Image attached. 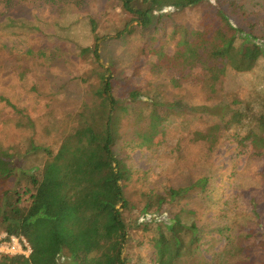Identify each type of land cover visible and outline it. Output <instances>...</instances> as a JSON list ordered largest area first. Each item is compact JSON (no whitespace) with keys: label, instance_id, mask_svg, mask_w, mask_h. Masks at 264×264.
<instances>
[{"label":"trees","instance_id":"16d2710c","mask_svg":"<svg viewBox=\"0 0 264 264\" xmlns=\"http://www.w3.org/2000/svg\"><path fill=\"white\" fill-rule=\"evenodd\" d=\"M116 2L122 17H128L127 34L117 42L135 36L144 42L127 78L124 71L101 66L97 42L87 41L101 26L97 14L86 9L82 0L2 3L8 13L0 12V56L18 57L16 46L6 43L5 35L36 36L57 45L61 55L95 64L100 70L83 80L86 85L98 74H103V80L97 87H88V103L69 113L75 127L68 134L59 132L54 115L59 96L46 81L23 93L32 102L30 111L23 112L10 102L0 111V115L17 118L20 125H29L30 132L37 129L34 117L43 112L39 123L48 127V134H57V146L31 139L4 150L0 142L2 177L9 187L0 199L12 197L0 211V235L23 239L28 245L25 249L31 250L27 257L0 255V264H186L199 256L198 262L204 264L202 249L215 246L219 233L206 226L207 220L197 212L178 209L193 192L200 201L213 200L219 208L220 188L215 180L226 168L225 162H214L223 160L218 152L226 144L246 163L240 170L234 160L228 161L233 166L232 194L216 219L222 221L229 214L235 235L224 237L225 245L214 259L216 264H264V236L258 233L264 219V0ZM171 9L197 12L170 30L172 15L163 10ZM184 40L193 51L181 48ZM161 46L169 50L168 55H157ZM23 51L21 65L26 61ZM27 51L32 60L23 71L26 78H33L39 67L47 69L54 51ZM18 70L13 68L14 78ZM197 93L204 104L221 109V114L209 117L190 111L188 101ZM163 123L167 124L159 131ZM137 128L144 130L140 134L144 143L173 161L176 171L186 170L185 174L201 156L189 152L200 145L201 152L197 149L209 168L198 177L197 185L177 191L164 185L163 195L152 192L155 199L142 207L128 200L125 193L130 180L116 148L123 136ZM250 170L255 172L247 174ZM135 225L144 238L149 236L144 233L152 234L151 262L124 258L134 249Z\"/></svg>","mask_w":264,"mask_h":264},{"label":"rangeland","instance_id":"374dc122","mask_svg":"<svg viewBox=\"0 0 264 264\" xmlns=\"http://www.w3.org/2000/svg\"><path fill=\"white\" fill-rule=\"evenodd\" d=\"M4 0H0V12H6L5 5L3 6ZM44 1V0H41ZM86 9H92L96 14L98 21L100 23V29L93 35V37L87 36V41L89 44L95 45V41L98 45V52L101 56V66L103 65L105 68H114L116 72L124 71V78L128 77V71L130 66L132 65L140 47L143 45V40L135 36V38L130 37L129 39L123 42L119 41L125 34H127L125 25L126 19L128 18L125 15V18L122 17L120 10L116 7V0H82ZM39 5V4H38ZM197 10H190L182 12L177 9H171V11L163 10V13H168L172 15V19L168 27L170 30H174L177 26L182 22L187 20L189 17H192ZM131 27H129L130 30ZM120 32L124 34L118 35ZM5 42L14 43L16 46V50L18 53V57L14 60H10L9 56L4 57L0 56V60L2 59V63L0 66V111H3L8 105L6 102L14 103L16 106H20L23 112L30 111L32 105L31 101L27 97H22L23 93L28 94L31 92L33 86H39L43 81H46L48 85L52 88V93H57V104L54 106V115L55 122L61 126L59 132L69 133L70 129L74 128L75 125L72 124V117L69 116L71 110L76 108L77 110L84 106L90 100V95H87V90L89 86L97 87L98 84L102 82L103 74L99 75L93 80H90L89 83H83V80L86 78L89 80L93 75H95L99 70L98 67L93 64L90 60H85L82 58H73L68 55H61L57 53L58 50L57 45H52L49 42L44 41L42 38H38L36 36H32L29 38L21 39V38H10L8 36H4ZM133 38V39H131ZM22 45V46H21ZM49 45V46H48ZM166 45V44H165ZM181 48L185 51L186 49H191L193 51V46L188 43L187 40H184L180 44ZM65 49L63 46H61ZM47 50L54 51V53L47 59L50 61L47 65V69L42 67L38 68L37 73L33 78H26V73L23 70H26L30 67V63L32 60V53L27 50ZM172 49H177V45H173ZM23 51V54L26 58L25 63L21 65V55L20 51ZM164 46L159 48L157 55L165 56L169 54V50L163 51ZM27 54H31V58L27 57ZM9 63H7V62ZM28 64V67L25 66ZM16 68L18 71L16 73L17 76L14 78L13 68ZM214 75H218V72L213 71ZM47 88L43 89L46 91ZM63 89V91H62ZM56 91V92H54ZM48 93V92H47ZM48 93V94H52ZM47 95V94H46ZM35 96L34 93V100ZM45 96V95H43ZM40 97V98H43ZM41 101H44L42 99ZM40 101V102H41ZM205 100L202 98V95L196 94L194 98L188 101V108L190 111H193L197 114L205 113L209 117H215L221 114L222 110L215 108L211 105L204 104ZM86 102V103H84ZM70 103L73 104V107L70 106ZM22 104V105H21ZM76 110V111H77ZM43 112L34 117L36 122V131L30 132V126H26L25 124L20 125L18 119L15 117H11L9 115L3 116L0 115V132L4 131L0 135L1 144H5L6 149L8 146L14 143L27 142L31 139H36L38 141H42L47 143L48 145L57 146L55 140V135L57 134H48V127H42L39 122H41ZM167 123H163L159 129V131L165 128ZM3 125V126H2ZM147 127V122L144 123ZM132 133L123 136L122 139L117 143L116 152L120 157L121 161H123L124 166L128 172L129 182L126 183V198L128 200L133 201L134 203L144 206L147 200H154L155 196L152 195V192H159L163 195V186L167 185L173 188V190L184 189L187 190L190 185H197V179L199 176H202L209 166L206 162L202 160L201 146L198 145L194 147L192 153L189 154H199L200 157L197 158L195 162L196 166L191 171L185 174L186 170L176 171V165L173 164V161L164 159L162 153H157L156 149L152 146L143 142V138L140 137V134L144 132L142 128H137L131 130ZM153 131L150 129V134ZM20 141V142H19ZM12 147V146H11ZM22 147V145H21ZM199 148V150L197 149ZM233 147L229 144L224 145V147L218 153H221V159H215L214 164L218 165L219 163L225 162V173L221 176V178H217L215 180V185L220 189H217L220 197L216 200L219 204V208L215 207L216 204L212 200L210 202H206L205 200H199L197 193H191L187 199L183 201L178 211L188 212L189 210L195 211L198 213L199 217L207 220L206 226L211 227L214 231L218 232L217 240L215 246L206 245L203 247L202 252L205 253L203 256L205 257L204 264H216L215 256L223 249L225 245V236L230 235L233 237L234 234V226L231 221V217L227 219L222 218V221L216 219V215L220 214L222 208L229 195L232 194V188L229 185L230 175L232 173L233 166L228 164L229 159L231 161H235L236 165L239 164V169L242 170L246 163V158L238 156L237 153L231 151ZM3 150V151H4ZM230 150V151H229ZM232 152V155H231ZM4 152H0V194L5 193L4 191L9 190L7 185V181L2 177L4 172ZM189 155V156H190ZM190 161V159H188ZM199 161V163H198ZM255 171H249L247 174L254 173ZM185 174V175H184ZM246 174V175H247ZM140 183L138 184V182ZM11 190L14 189L13 185H10ZM209 190V189H208ZM12 197L10 195L6 196V199H0V211L4 205H7L9 202H12ZM208 208L210 209L209 212ZM218 209V210H217ZM217 210V212H216ZM206 212V213H205ZM1 214V213H0ZM207 217L205 218V215ZM222 217V216H221ZM142 222L140 219L138 223ZM261 225H259V234L264 236V219L260 221ZM129 226V225H128ZM149 236H142L140 230H138L137 226L133 229L132 236L136 240L134 243V249L131 253H125L124 258H129L130 261L133 262L136 257H140L146 259L147 262H151L153 260L154 247H153V238L152 234L144 233ZM143 234V235H144ZM5 235V234H3ZM23 239L15 243L10 248H6L7 245L5 242L0 244V255L5 256H28L31 253V250H26L23 247L22 243ZM208 252V253H207ZM129 254V255H128ZM201 259L199 256L198 260L190 261L186 264H200L198 261ZM181 264V263H178Z\"/></svg>","mask_w":264,"mask_h":264},{"label":"built area","instance_id":"2783aa9c","mask_svg":"<svg viewBox=\"0 0 264 264\" xmlns=\"http://www.w3.org/2000/svg\"><path fill=\"white\" fill-rule=\"evenodd\" d=\"M18 241H20V240H18L17 238H15V237H12V238H8L7 237V235H0V244L2 243V242H5L6 243V245H7V249L8 248H10L11 246H13L15 243H17ZM22 243H23V247L24 248H26L28 245H27V243H26V241H22ZM29 250V249H28ZM17 256V255H16Z\"/></svg>","mask_w":264,"mask_h":264}]
</instances>
